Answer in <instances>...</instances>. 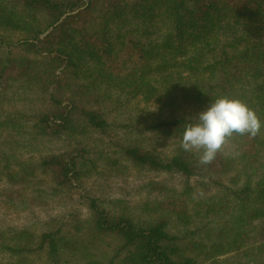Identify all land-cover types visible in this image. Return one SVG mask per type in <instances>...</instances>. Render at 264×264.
Returning <instances> with one entry per match:
<instances>
[{
	"label": "trees",
	"instance_id": "16d2710c",
	"mask_svg": "<svg viewBox=\"0 0 264 264\" xmlns=\"http://www.w3.org/2000/svg\"><path fill=\"white\" fill-rule=\"evenodd\" d=\"M222 96L264 124V0H0V205L34 213L0 264H264V127L180 147ZM130 173L179 182L104 195ZM78 188L86 213H43Z\"/></svg>",
	"mask_w": 264,
	"mask_h": 264
},
{
	"label": "clouds",
	"instance_id": "9594fccd",
	"mask_svg": "<svg viewBox=\"0 0 264 264\" xmlns=\"http://www.w3.org/2000/svg\"><path fill=\"white\" fill-rule=\"evenodd\" d=\"M185 125L180 147L199 154L201 165L211 164L234 136L256 137L264 127L255 110L239 98L222 96Z\"/></svg>",
	"mask_w": 264,
	"mask_h": 264
},
{
	"label": "rangeland",
	"instance_id": "374dc122",
	"mask_svg": "<svg viewBox=\"0 0 264 264\" xmlns=\"http://www.w3.org/2000/svg\"><path fill=\"white\" fill-rule=\"evenodd\" d=\"M139 111H143L145 113L152 114L157 113L159 106L155 103H152L150 105H138ZM65 146L61 142H53L51 144L44 143V147H41V151L44 152H57L61 149H64ZM149 181H156L158 183H163L167 189H171L173 186L176 187V185L179 182V179L172 178L171 180H164L162 178H151V177H143L136 173H130L127 175V177H120L117 180L111 181L106 186L105 190L106 193L104 195H109L114 198H121L126 200L131 205H136L139 202H142L146 199L147 192L140 190V186L144 183L146 184ZM93 184L91 181L87 186ZM98 187V186H97ZM97 187L92 188L93 191H96V195L99 194L100 191L97 190ZM98 191V192H97ZM84 190L83 188H78L74 191V194L72 195V198L69 200H66L67 202L62 204H53L50 207L46 208L43 213L46 214H52L53 216L57 217H64L68 215L70 212H78L80 214L86 213V205L83 204L84 199ZM102 196V195H101ZM104 197V196H103ZM153 197H159L157 194H152L150 196ZM38 213V215L42 216L43 214L35 211V215ZM34 213L30 211L22 212L21 210H15V208H12L11 206H5L4 204L0 205V227H8V226H21L25 223H31L33 219L31 218V215ZM45 216V215H44ZM43 216V217H44ZM39 228L40 226H36Z\"/></svg>",
	"mask_w": 264,
	"mask_h": 264
}]
</instances>
